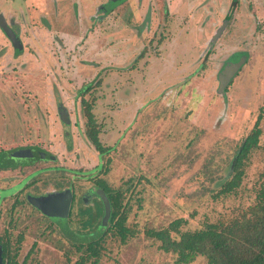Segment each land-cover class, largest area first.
Returning <instances> with one entry per match:
<instances>
[{
    "label": "rangeland",
    "instance_id": "obj_1",
    "mask_svg": "<svg viewBox=\"0 0 264 264\" xmlns=\"http://www.w3.org/2000/svg\"><path fill=\"white\" fill-rule=\"evenodd\" d=\"M63 1L62 21L52 18L58 1H50L51 18L42 21L50 27L33 19L37 27L22 29L23 53L0 58V195L6 196L0 237L9 239L17 264L26 257V264H74L81 255L77 246L99 238V228L108 225L100 190L88 181L98 178L124 191L126 226L141 232L124 244L103 235L98 264H176V255L158 250L143 230L181 218V232L195 231L255 202L264 171V0H238L224 36L210 51L204 45L202 54L200 30L185 25L174 64L166 58L170 18L161 0H83L75 18L72 0ZM97 5L114 8L98 12L97 20ZM242 56L246 62L220 94L218 74ZM132 93L136 104L129 106ZM89 113L94 136L88 134ZM259 117L258 148L240 187L216 197ZM107 161L108 172L98 171ZM189 264L207 261L197 256Z\"/></svg>",
    "mask_w": 264,
    "mask_h": 264
},
{
    "label": "trees",
    "instance_id": "obj_2",
    "mask_svg": "<svg viewBox=\"0 0 264 264\" xmlns=\"http://www.w3.org/2000/svg\"><path fill=\"white\" fill-rule=\"evenodd\" d=\"M238 4V0H233L231 13ZM109 10L112 9L109 8ZM231 13L226 19H230ZM88 88L82 89L80 93L88 90ZM260 120L261 117L254 123L251 134L238 146V150L234 154L231 170L216 191V197L234 194L240 187L249 155L252 150L258 148V140L261 134ZM87 126L88 131H91L88 134L96 135L97 130L93 129V116L90 113ZM25 150H28V148ZM25 156L24 160L26 161L29 157H27L28 155ZM39 157L44 158L43 156ZM100 157L101 161H103V153H101ZM9 158L15 161L23 160L15 155H10ZM108 163L109 161L105 162V164L101 163L98 166V171L101 169V172L106 174L108 172V169H106ZM12 167L10 166V168ZM261 176L262 179L256 191L254 204L247 207L246 210L240 211V214L235 217L218 219L214 223L206 224L202 229L184 232H181L179 228L186 221L180 218L172 221L167 227L162 229H145L143 234L159 243L158 250L176 255V264H189L197 256L204 257L207 264H264V171ZM88 181H92L105 194L110 210L108 225L103 229L102 227L99 228L101 230L99 238L85 245L80 244L77 246L76 250L81 252V255L74 264H98L103 235L111 234L118 237L120 243L124 244L128 239L137 237L141 233L135 226H126L128 203H123V190L110 189L103 180L98 178L93 180L89 178ZM32 183H35V180L33 182L30 181V184ZM2 199H4V196L0 195V201ZM100 207L98 210L102 212L103 207ZM71 208L72 206L68 210V215L71 212ZM95 230L97 229L95 228ZM20 241L21 238L19 237L17 242ZM26 258L21 264H26ZM0 264H17L16 253L12 254L7 237L6 239L0 237Z\"/></svg>",
    "mask_w": 264,
    "mask_h": 264
},
{
    "label": "crops",
    "instance_id": "obj_3",
    "mask_svg": "<svg viewBox=\"0 0 264 264\" xmlns=\"http://www.w3.org/2000/svg\"><path fill=\"white\" fill-rule=\"evenodd\" d=\"M20 1L18 3H15V0H0V16H2V18L6 22V25L17 36L22 46L20 50H15L11 42L9 41V39L6 37V35L0 28V58L1 56L6 57L8 54H10L11 51L14 52V54L17 56L23 53V50H24L23 45H25V42H24L25 36H24V32L22 31V29L24 28V30H26L27 28L37 27L33 25L32 20L34 19L35 22L37 20L42 22L44 19V15H46V20L50 19L51 17L50 15H48L46 11V6L47 4L50 3V1L53 6L54 4L56 6L57 4L55 3V1H58V5L56 6V10H55L56 12L52 13L54 14L52 18L57 19V21L59 20L62 21L61 16L60 18H58V16L60 14L63 17L66 16L64 13L65 6H64L63 0H20ZM161 1H162L161 3L162 6L165 8L166 11H168L169 18H170L165 24L166 26L165 30L168 32V39L166 41H168L169 44L171 43V49H170L171 56H168L166 58L171 59L173 61V64L176 63L175 60L177 59L174 57V55L175 54L178 55V52L181 53V51H179L178 43H180L182 39L181 32H182V29L185 28L184 27L185 25H187L188 23H191V25L194 28L200 30V33L198 34L199 40L197 42L199 43H197V49L199 50L198 53H201V52L203 53V51H201L203 49V46L205 45L204 47V50H205L207 47V43L213 37L216 30L222 25L223 20L226 19V16H227L226 13L231 12L232 5H233V0H161ZM8 2L13 3V4L15 3L14 7L13 6L11 7V4L8 5ZM32 4H35V5L37 4L39 6V9H37V7L33 6ZM71 5L73 8V16L71 15L72 17H74V15L75 17L79 15V14L76 15V6H78L77 7L78 9H80L81 7L84 10L85 8V5L83 4V0H75V1L72 0ZM33 10L34 11L37 10L35 11V14ZM95 11H96V15L94 16V14L91 13L88 16V20L92 19L93 16L97 20L100 19V17L98 16V12H101V11L106 12L107 11L106 5H100V6L97 5L95 7ZM214 12H219L220 14L218 15L216 14L215 16H213L212 13ZM222 12L224 13V15L222 16V18H220L219 16L221 15ZM210 13H211V17L208 15ZM205 14L207 15L205 16ZM176 17L177 18L180 17L182 20L180 21L175 20ZM201 18H204L203 20L204 23L201 22L202 25L201 24L197 25V22L200 21ZM218 20L220 21L219 23H218ZM175 21H178L176 25L174 24ZM42 24L45 27H50L49 23L46 24L42 22ZM67 26L69 27L67 29V32L68 31L70 32V30L73 28V25H69L67 23ZM52 28H56V27L52 26ZM18 31H19V34H18ZM224 32L225 30L223 31L219 39L216 41V43L224 36L225 34ZM66 35L69 39H72L70 33ZM3 41L5 42L7 41V44H3ZM164 42L161 43L160 45L159 50L161 51H163L162 45H164ZM119 91L120 89H118L117 87V96H118ZM171 91L173 90L171 89ZM126 99H127V103L129 106L136 104V102H134L135 101L134 93H132L131 95L128 94ZM124 100L121 99V101H124ZM61 106L62 105L58 104V109Z\"/></svg>",
    "mask_w": 264,
    "mask_h": 264
},
{
    "label": "water",
    "instance_id": "obj_4",
    "mask_svg": "<svg viewBox=\"0 0 264 264\" xmlns=\"http://www.w3.org/2000/svg\"><path fill=\"white\" fill-rule=\"evenodd\" d=\"M110 1L117 2V1H122V0H110ZM227 23H228V20L227 19L223 20L222 25L216 30V32L214 33L213 37L207 43V47L205 49L206 51H210L213 48L214 44L216 43V41L219 39V37L222 35L223 31L225 30V28L227 26ZM0 28L4 32V34L6 35V37L9 39V41L11 42L13 48L15 50H20L22 46H21V43H20L19 39L13 33V31L6 25V22L4 21V19L2 18V16H0ZM246 59H247L246 56H242V57H240V59L237 62H227L224 65L223 69L218 74V81H219L218 92L220 94H223V93L226 92V87L230 84V82L232 81V79L239 72L240 68L246 62ZM59 110H61V112H59L60 120L63 123L68 124L69 123V120H67V116H66L65 109L61 106L59 108ZM98 195H100V198L102 200V203H104V209L106 211L105 212L106 213V217L104 219V221H105L108 218L109 212H110V210H109V204H108V201H107V199L105 197V194L103 192L99 191L98 192ZM37 200H38L37 198H33L31 200V204L33 206H36L37 207V205H38V201ZM66 213H68V211Z\"/></svg>",
    "mask_w": 264,
    "mask_h": 264
},
{
    "label": "flooded vegetation",
    "instance_id": "obj_5",
    "mask_svg": "<svg viewBox=\"0 0 264 264\" xmlns=\"http://www.w3.org/2000/svg\"><path fill=\"white\" fill-rule=\"evenodd\" d=\"M106 10H107L106 13H108V12H109V8H108L107 6H106ZM224 20H225V19H224ZM27 157H28V156H27ZM14 186H15V185H14ZM14 186H13V187H14ZM13 187H11V188H13ZM30 187H31V186H30ZM11 188H9V189H11ZM6 190H8V189H5L4 191H6ZM4 191H2V192H4ZM13 194H14V193H13ZM5 197H6V196H5ZM5 197H4V198H5ZM32 197H33V196H32ZM31 207H32V206H31Z\"/></svg>",
    "mask_w": 264,
    "mask_h": 264
}]
</instances>
